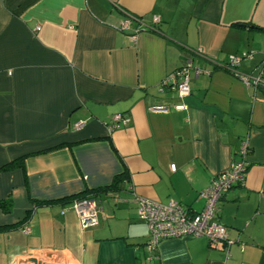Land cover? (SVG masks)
<instances>
[{"label":"crops","instance_id":"crops-1","mask_svg":"<svg viewBox=\"0 0 264 264\" xmlns=\"http://www.w3.org/2000/svg\"><path fill=\"white\" fill-rule=\"evenodd\" d=\"M242 52L251 57L230 70ZM262 62L264 0H0V199L13 205L0 226L30 212L0 231V264H264ZM188 64L181 98L162 82ZM115 114L129 121L109 133ZM244 141L245 181L217 202L232 244L176 237L148 250L133 196L199 212V192L240 160ZM122 173L119 190L88 197L98 207L91 228L71 203L32 201Z\"/></svg>","mask_w":264,"mask_h":264},{"label":"built area","instance_id":"built-area-1","mask_svg":"<svg viewBox=\"0 0 264 264\" xmlns=\"http://www.w3.org/2000/svg\"><path fill=\"white\" fill-rule=\"evenodd\" d=\"M153 22L159 21L158 16H153ZM130 20L127 18L122 22L120 30L130 29ZM251 52H242L241 56L230 55L227 67L235 71L241 58H250ZM264 63V62H262ZM191 69L190 64L181 67L172 74L167 75L162 84L170 86L176 90L179 97L183 98L190 93L188 72ZM236 72V71H235ZM242 79L250 84L246 75H240ZM253 85L262 82L259 76L251 81ZM154 110L168 111L165 106H154ZM175 110H184V104L176 105ZM129 121L123 114H115L109 124L106 125L107 132H112L117 128V123L126 124ZM80 122L76 125L79 126ZM247 141H244L239 152L240 160L231 164V167L217 176L213 177L199 196L204 199V206L199 212H190L186 207L176 200H169L166 204L134 195L137 216L145 222L149 231V238L146 241V248L154 250L159 242L167 238L176 237H206L209 242L216 243L222 241L227 249L232 241L227 238L226 227L216 219L218 211L217 202L221 196L236 185H243L245 181V172L247 167L246 153ZM172 169L173 166H172ZM69 209L77 215L80 227L83 229L94 227L98 224V207L94 200L89 198L75 199L71 202ZM28 232V228H24Z\"/></svg>","mask_w":264,"mask_h":264},{"label":"trees","instance_id":"trees-1","mask_svg":"<svg viewBox=\"0 0 264 264\" xmlns=\"http://www.w3.org/2000/svg\"><path fill=\"white\" fill-rule=\"evenodd\" d=\"M22 161H23V157H20L16 160L10 161L6 165H4L2 169L8 170V169H12L18 166L21 167ZM125 178H126V173H122L121 175L116 176L110 185H107L104 187L95 188V189L86 188L81 193L67 196L64 198H60L57 200H52V201H45V202L35 201V200H32V201L36 206H40L46 203H54V202H60L61 204H68V203H71L75 199H82V198H88V197L94 199L96 194H100V193L107 194L108 192H114V191L119 190L121 183L122 181L125 180ZM12 206H13L12 200L10 197H7L5 199H0V210H2L4 213H10L12 211ZM29 217H30V212H27L25 217L20 222L12 224V225L0 226V231H6L9 229L17 228L21 226L23 222H26L29 219Z\"/></svg>","mask_w":264,"mask_h":264},{"label":"water","instance_id":"water-1","mask_svg":"<svg viewBox=\"0 0 264 264\" xmlns=\"http://www.w3.org/2000/svg\"><path fill=\"white\" fill-rule=\"evenodd\" d=\"M30 262H32L33 264H37L35 259L29 260Z\"/></svg>","mask_w":264,"mask_h":264}]
</instances>
